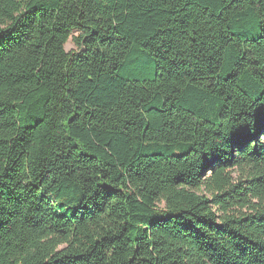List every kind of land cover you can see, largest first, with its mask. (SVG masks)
Here are the masks:
<instances>
[{"label":"trees","instance_id":"16d2710c","mask_svg":"<svg viewBox=\"0 0 264 264\" xmlns=\"http://www.w3.org/2000/svg\"><path fill=\"white\" fill-rule=\"evenodd\" d=\"M0 264H264V0H0Z\"/></svg>","mask_w":264,"mask_h":264},{"label":"rangeland","instance_id":"374dc122","mask_svg":"<svg viewBox=\"0 0 264 264\" xmlns=\"http://www.w3.org/2000/svg\"><path fill=\"white\" fill-rule=\"evenodd\" d=\"M73 35H77V32H74ZM75 48V45L72 41V39H69L68 42L66 43L65 45V49L66 50H71V49H74ZM232 175L234 176V178L238 177V173L237 172H233Z\"/></svg>","mask_w":264,"mask_h":264}]
</instances>
